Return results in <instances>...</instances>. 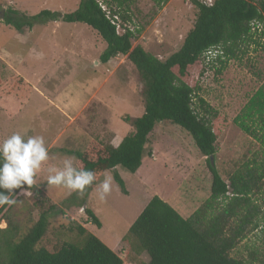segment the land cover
<instances>
[{
	"label": "rangeland",
	"instance_id": "1",
	"mask_svg": "<svg viewBox=\"0 0 264 264\" xmlns=\"http://www.w3.org/2000/svg\"><path fill=\"white\" fill-rule=\"evenodd\" d=\"M97 1L108 14L115 13L119 32L132 31L133 45L162 59L179 48L197 11L191 0ZM78 4L79 0H0V149L14 151L6 158L23 173L25 187L8 219L22 233L39 212L53 205L58 212H50V223L36 247L57 238L79 243L80 236L70 227L82 225L121 253L124 263L142 264L123 238L146 200L158 195L185 218L209 198L212 176L191 135L177 124L161 122L149 135L146 149L151 155L143 158L138 172L116 166L127 194L110 170L92 191H84L72 151L82 150L91 138L114 144L133 130L127 118L144 111L138 73L123 55L101 63L106 43L84 23L48 21L16 31L3 20L7 9L27 15L42 9L66 13ZM252 31L236 56L222 57L220 63L214 59L220 48H212L189 77L196 95L216 113L211 119L221 132L212 163L226 181L259 149L237 123L245 113L252 117L248 123L264 113L259 105L264 102V20L253 21ZM193 102L196 107V98ZM252 200L259 207L257 226L247 228L231 255L264 263V182ZM86 207L100 227L90 222ZM6 225L0 221V229Z\"/></svg>",
	"mask_w": 264,
	"mask_h": 264
},
{
	"label": "trees",
	"instance_id": "2",
	"mask_svg": "<svg viewBox=\"0 0 264 264\" xmlns=\"http://www.w3.org/2000/svg\"><path fill=\"white\" fill-rule=\"evenodd\" d=\"M191 2L197 8L194 23L179 48L164 59L139 44L133 45L130 29L117 32L113 20L115 13L109 11L108 14L97 0H79L77 8L66 13L42 9L27 15L7 9L3 20L16 31L48 21L84 23L106 43L99 56L101 63L123 55L138 73L144 111L138 117L127 118L133 130L123 136L117 146L91 138L82 150L72 151L76 158L75 172L86 193L94 189L106 170H110L121 191L127 194L116 166L131 173L138 170L143 158L151 155L146 146L157 123L179 125L191 135L199 152L206 157L212 176L209 198L184 218L168 202L153 195L123 238L129 241L137 255L146 253L147 264H264L231 255L247 228L257 226L254 218L259 207L252 195L262 191L264 182V113L252 123H248L252 118L249 113L237 119L239 127L259 143V149L245 157L226 181L210 160L215 156V144L221 132L211 119L216 113L196 95L195 87L189 83L192 71L200 67L206 52L219 47L214 59L223 63L222 57L236 56L240 45L251 40L252 22L264 20V0ZM194 98L198 102L196 107ZM259 105L264 108L263 101ZM13 153L12 149H0V221L7 223L6 228L0 229L3 233L0 264H122L116 252L82 225L70 227L80 236L79 243L57 238L36 247L46 233L50 212H58L53 205L39 212L22 233L10 223L8 212L17 202L18 192L25 188L23 173L6 158V154ZM83 210L92 224L101 226L90 208ZM129 237L132 238L129 240Z\"/></svg>",
	"mask_w": 264,
	"mask_h": 264
},
{
	"label": "crops",
	"instance_id": "3",
	"mask_svg": "<svg viewBox=\"0 0 264 264\" xmlns=\"http://www.w3.org/2000/svg\"><path fill=\"white\" fill-rule=\"evenodd\" d=\"M121 139H122V138H118V139H116V143H114V144L112 143L113 146H117V145L119 144V142L121 141ZM138 169H139V168H138ZM136 172H138V170H137ZM136 172H135V173H136ZM135 173H134V174H135ZM150 198H151V197H150ZM150 198H149V199H150ZM149 199L146 200V202L143 204V207L147 204V202L149 201ZM143 207H142V209H143ZM187 217H188V216H187ZM187 217H185V218H187ZM121 244H122V242H121ZM111 249L113 250V248H111ZM113 251L116 252V253L121 257V259L123 260V263H122V264H132V262H131V263H130V262H128V263H124V260H125V259L123 258L122 254H121V253L119 254V252H118L117 250H116V251L113 250ZM138 257L141 259V263H142V264H147L148 261H149V257H145V256H144V253H141L140 255H138Z\"/></svg>",
	"mask_w": 264,
	"mask_h": 264
},
{
	"label": "built area",
	"instance_id": "4",
	"mask_svg": "<svg viewBox=\"0 0 264 264\" xmlns=\"http://www.w3.org/2000/svg\"><path fill=\"white\" fill-rule=\"evenodd\" d=\"M101 7H102V5H101ZM102 9H103V10H106L104 7H102ZM116 25H117V32H119V30H118V28H119V27H118V24H116Z\"/></svg>",
	"mask_w": 264,
	"mask_h": 264
},
{
	"label": "water",
	"instance_id": "5",
	"mask_svg": "<svg viewBox=\"0 0 264 264\" xmlns=\"http://www.w3.org/2000/svg\"><path fill=\"white\" fill-rule=\"evenodd\" d=\"M210 160H211V162H212V157H210Z\"/></svg>",
	"mask_w": 264,
	"mask_h": 264
}]
</instances>
